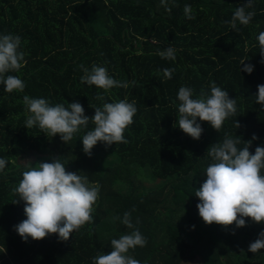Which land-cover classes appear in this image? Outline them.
Wrapping results in <instances>:
<instances>
[{"label": "trees", "instance_id": "obj_1", "mask_svg": "<svg viewBox=\"0 0 264 264\" xmlns=\"http://www.w3.org/2000/svg\"><path fill=\"white\" fill-rule=\"evenodd\" d=\"M245 3L169 0V13L161 0H0V35L20 36L25 57L18 72L8 73L24 82L23 92L7 93L0 85V158L8 161L0 172V264H93L94 257L112 250V239L132 231L113 219L125 212L147 240L128 253L140 264H184L197 257L201 264H264V249L248 251L264 224L246 218L242 228L206 225L194 195L212 163L207 150L225 134L243 142L255 135L252 154L264 146V109L255 97L257 86L264 84L257 39L264 32V0H253L246 11L255 16L233 30L232 15ZM186 4L194 20L185 17ZM168 47L176 50L175 61L158 55ZM242 60L254 66L250 75L242 71ZM80 65L89 70L103 66L129 86L104 93L81 83ZM165 68L175 69L171 79L164 77ZM213 82L236 99L237 112L220 132L197 120L203 131L194 140L178 128V90L189 87L197 98L201 89L210 94ZM98 93L103 100L96 99ZM24 95L52 106L78 102L89 118L94 107L124 99L136 102L137 113L124 132L127 143H98L89 157L82 138L94 129L91 121L65 144L59 135L25 128ZM243 142L237 147L243 148ZM28 156L35 157L33 166L61 158L66 171L99 186L93 222L66 242L55 234L25 242L15 231L26 216L23 201L13 204L19 197L12 189L28 170L30 164L21 163Z\"/></svg>", "mask_w": 264, "mask_h": 264}, {"label": "clouds", "instance_id": "obj_2", "mask_svg": "<svg viewBox=\"0 0 264 264\" xmlns=\"http://www.w3.org/2000/svg\"><path fill=\"white\" fill-rule=\"evenodd\" d=\"M161 4L166 12H171L169 0H161ZM252 6L253 0H246L244 6L235 10L229 22L231 29L238 31V24L247 26L250 23L255 12L246 11V8ZM183 12L188 20L195 19L190 4L184 6ZM257 39L260 55L264 58V32H260ZM20 45V36L0 35V85L7 93L23 92L25 88L18 76L8 75L18 72L25 63ZM158 55L162 59L175 61L176 50L168 47L159 51ZM241 65H244L242 71L249 75L254 70L253 65L245 64L243 60ZM80 68L84 73L81 83L95 86L104 93L114 87L129 86L127 82L122 83L110 77L103 66L93 65L89 70L80 65ZM174 71L165 68L163 75L171 79ZM193 96L194 91L189 87L182 86L178 90V128L194 140H199L203 131L197 120L208 123L220 132L224 122L237 112L236 99L230 98L229 93L214 82L210 85V94L201 89L197 98ZM255 97L256 103L264 109V84L257 86ZM96 99L103 100L104 96L98 93ZM23 104L27 112L25 128L38 127L50 137L59 135L65 144L72 141L74 135L91 121L94 129L87 131L82 138L83 152L89 157L98 143L109 147L127 143L124 132L133 123L137 113L136 102H128L127 99L94 107L95 114L91 118L85 116L84 108L78 102L68 103L67 107L64 104L52 106L44 98L24 95ZM235 127H241L238 121H235ZM256 139L253 135L251 140L243 142L240 137L233 138L225 134L222 142L213 144L207 150L212 163L206 168V179L194 194L199 200V216L206 225L216 224L225 229L232 225L242 228L246 218L256 224H264V146H257L254 154L249 151ZM241 142L244 147L238 148ZM7 163L6 159L0 158V172L4 171ZM99 191V186L89 185L87 176L66 171L61 158H52L51 162H40L35 166L30 164L28 170L22 173L18 186L12 189V193L19 197L13 204L23 201L26 216L15 226V231L25 242L29 238L41 241L53 234L66 242L74 232L93 222L92 214L99 199ZM113 219H119L132 231L112 239V250L94 257L93 264H140L128 253L137 247L146 246V238L134 226L130 212H125L122 218ZM261 249H264V231L249 245L248 251L257 253Z\"/></svg>", "mask_w": 264, "mask_h": 264}, {"label": "rangeland", "instance_id": "obj_3", "mask_svg": "<svg viewBox=\"0 0 264 264\" xmlns=\"http://www.w3.org/2000/svg\"><path fill=\"white\" fill-rule=\"evenodd\" d=\"M35 160L36 159H35L34 156H28V157L22 159L21 163L23 165L33 164L35 162ZM145 183L151 184L152 182L148 181V180H145ZM201 263H202L201 258L197 257L194 261L189 262V263H184V264H201Z\"/></svg>", "mask_w": 264, "mask_h": 264}]
</instances>
